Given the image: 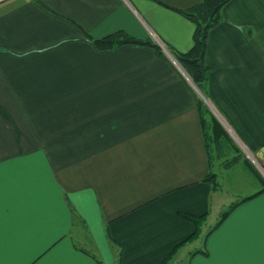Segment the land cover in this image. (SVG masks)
Returning <instances> with one entry per match:
<instances>
[{
	"label": "crops",
	"instance_id": "1",
	"mask_svg": "<svg viewBox=\"0 0 264 264\" xmlns=\"http://www.w3.org/2000/svg\"><path fill=\"white\" fill-rule=\"evenodd\" d=\"M197 1L0 0V264H264V0L208 29L211 106L168 50L194 24L165 4ZM118 29L166 56L90 38ZM198 97L240 149L214 188Z\"/></svg>",
	"mask_w": 264,
	"mask_h": 264
},
{
	"label": "trees",
	"instance_id": "2",
	"mask_svg": "<svg viewBox=\"0 0 264 264\" xmlns=\"http://www.w3.org/2000/svg\"><path fill=\"white\" fill-rule=\"evenodd\" d=\"M227 1L228 0H198L186 7H175L165 4L167 7L181 13L194 24L191 46L184 51L174 50L170 47L168 50L190 77L194 85L204 95H207L208 70L204 61L206 34L208 29L220 20L221 9ZM90 38L96 48L100 50L113 49L123 44H143L152 47L157 54L166 56L162 46L151 37H137L123 29H118L100 37ZM197 111L208 159V171L204 179L212 182L214 188L216 186L214 185L216 173L211 169L213 161L222 157L225 158L228 153L234 150L239 151L240 149L218 118L206 105L205 101L200 97L197 98ZM237 156H239V154H237ZM237 156H231L229 160L225 159L224 162H234ZM226 213L227 211L223 212L213 226L220 222ZM180 214L184 218L190 220L195 226L193 233L188 239L197 237L206 214L199 216L187 213ZM116 256L117 260H119V253H116Z\"/></svg>",
	"mask_w": 264,
	"mask_h": 264
},
{
	"label": "rangeland",
	"instance_id": "3",
	"mask_svg": "<svg viewBox=\"0 0 264 264\" xmlns=\"http://www.w3.org/2000/svg\"><path fill=\"white\" fill-rule=\"evenodd\" d=\"M229 159H230V157H229ZM228 159V160H229ZM224 161H225V159H224ZM235 167V169L238 167V166H234ZM242 173H243V178L241 179V180H237V182H234V183H236L237 184V186H240V187H237L238 188V191L239 192H245V191H247L248 190V186H247V184L248 185H250V183L252 184L253 182H251L252 181V179H250L246 174H245V170H242ZM240 183L241 184H243V186L242 185H240ZM245 185V186H244ZM230 187H232V186H230ZM236 188V189H237ZM235 200V198L234 197H231L230 196V199L229 200ZM217 219H218V217H217ZM217 219H213V220H211L210 222H212L213 224L217 221ZM212 226V225H211ZM73 233H75L74 234V237H75V240L77 241V243L78 244H80V245H84V246H86L87 244H85V242H82V240H81V237H79V235H78V233L77 232H75L74 230H73Z\"/></svg>",
	"mask_w": 264,
	"mask_h": 264
},
{
	"label": "water",
	"instance_id": "4",
	"mask_svg": "<svg viewBox=\"0 0 264 264\" xmlns=\"http://www.w3.org/2000/svg\"><path fill=\"white\" fill-rule=\"evenodd\" d=\"M199 92L201 93V91L199 90ZM201 95L203 96V98L205 99V101L207 102V104H209V106H211V104L206 100V98L204 97V95L201 93ZM212 109V107H210ZM213 111H215L214 109H212Z\"/></svg>",
	"mask_w": 264,
	"mask_h": 264
}]
</instances>
